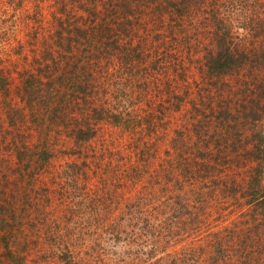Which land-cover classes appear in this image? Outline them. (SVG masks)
<instances>
[{"label":"rangeland","instance_id":"374dc122","mask_svg":"<svg viewBox=\"0 0 264 264\" xmlns=\"http://www.w3.org/2000/svg\"><path fill=\"white\" fill-rule=\"evenodd\" d=\"M18 1L10 5L11 0H0V79L9 73V83L13 88L22 79L21 71H37L40 67L39 61L44 52L45 40H54L56 36L53 22L59 16L57 7L60 5L55 0H24L23 5ZM252 1H220L223 3L220 8L227 12L226 17L234 23L233 27L240 33L247 32L242 26L244 17L250 14L254 7L259 8L257 5L253 7ZM195 9L198 13L201 12L200 8ZM146 13L148 15V12ZM187 23L186 21L185 24ZM37 24L42 29L38 45L31 42V38L33 41L35 39L34 27ZM205 24L207 20L203 19L201 25ZM165 28L166 26L163 29ZM185 29L186 27L181 32L176 27L173 34L164 32L162 39L166 36L170 47L180 48L178 52L185 56L183 61L186 65L181 64V70L174 72L164 69L174 80L162 85V79L159 78V87L150 89L148 97H143L142 101L133 98L122 99V53L126 52L123 49L126 42L124 39L118 40L117 43L107 41L98 56L92 58L90 77L84 78L85 73L82 74L81 71L82 79H76L73 89L64 88L66 104L64 103L62 109H58V113H64L65 120L61 116L55 117L53 108L58 100L53 99V103L45 109L42 130L35 128L31 113L24 106L23 118L16 123L26 136L20 143L19 138H15L17 131L11 122L5 119V122L0 123V126L4 127L1 128L3 133L0 139L9 143L5 155L11 159L17 177L24 176L25 180L22 181L24 184L17 191V195L11 194L13 187L4 188L9 195L7 192H0V209H3L0 215L5 217V225H12L11 229H6L0 224V264H17L7 255L5 239L2 238L8 230L7 239L12 250L19 256H26V259L23 257L22 264H150L143 260L129 261L126 253L129 250L132 257L133 249H137L136 243L140 240L133 242L135 234H129L127 238L125 235L129 231L138 230L133 226V220L139 215H149L152 219L156 217L158 221L167 217L165 222L179 217L178 212L183 206L175 203L177 198L168 196L171 193H181L179 197L182 203L190 208L182 209L188 211L183 220L178 218L174 223L170 222L173 235L170 236L167 251L179 255L181 247L189 244L197 250L199 261L196 264H214L207 261L206 253L213 252H208L204 244H208L207 240L210 238L214 240L220 237L233 241L231 256L215 264L257 263L260 245L256 243V237L264 236V225L256 227L248 223L250 217L247 219L248 215H243L248 206L240 201L241 197L234 199L229 196L227 189L219 188L224 186L225 176L226 181L231 183L232 178L247 175L250 165L246 163L247 166L244 167L219 164L213 168L209 164L205 165V162L191 167L185 161L186 154L194 149L208 147L203 138L199 140V127L203 124L209 125L208 121L213 114L224 111V103H227L231 96L236 98L237 79H248V72L251 71L247 64L240 73L221 79L208 78L203 72V41L206 43L208 31L192 27L188 29L190 34L187 35ZM140 33L138 30L136 35ZM154 39L152 41L155 46L158 41ZM137 41L139 40L136 36L133 43L128 41V44L134 46ZM141 48V56L149 53L145 51L151 50L147 44ZM107 57L113 59L107 60ZM150 58L156 57L151 54ZM155 63L153 62V67ZM88 81L91 83L90 89L81 91L79 87L85 86L84 83ZM231 84L234 89L230 88ZM134 91L130 87L128 93ZM252 91L253 88L247 90V99H240V103L251 105ZM159 93L165 94L166 101H171V108L165 114H161L155 107L161 99ZM134 95L140 93L135 92ZM209 102L218 107L216 113L209 107ZM197 103L200 109H203L202 112H199ZM16 104L23 106L26 102L19 101ZM103 106L105 116L98 117ZM118 109H122L123 114H126L120 124H116L108 114L109 111ZM128 111H132L130 115L127 114ZM77 120L81 125H93V136L86 146L84 143L79 147L75 146L77 141L72 137V129ZM66 121L67 124H64ZM216 124H213V129L217 128ZM257 124V128L264 131V121L259 120ZM248 125L251 127V122ZM219 128L222 132L225 129L223 126ZM213 136L215 138L210 141L212 148L215 147L217 138H224L216 133ZM187 140L190 142H186ZM11 142L14 144L11 145ZM2 145L4 146V143ZM106 145H109L110 149L101 157ZM111 150H120L122 154L138 158L131 160L125 170L119 165L117 158H113L114 162L108 166L95 163L87 165L82 162L99 156L96 161L105 163L111 157ZM200 150L196 151L199 153ZM155 153L158 156L154 157ZM45 155H48L47 160L44 159ZM29 158L27 164L25 161ZM173 158L180 159H175V163H172L170 159ZM75 162H82L81 167L72 170L71 165ZM131 163L138 168L147 169L148 172L142 178L133 180L129 170ZM160 169L158 176L155 173ZM207 169L212 172L208 174ZM171 170L182 179L181 182L175 184ZM20 172L23 173L19 174ZM165 187L171 188L173 192H168L165 196L167 190L162 189ZM193 191L195 194L191 195ZM150 202L151 204H148ZM146 204L147 207L157 205L154 207L155 212L151 210L149 213ZM31 206H35L38 212ZM22 207L32 209V212L26 213L25 210L22 215L15 212H19ZM14 212L16 217L20 216L18 219L13 216ZM33 215L36 222L39 218L46 222L38 221L37 228L30 227L31 222L28 219L33 218ZM237 225L239 226L234 228ZM80 234L82 239L78 238ZM117 235H122L120 239H123V242L115 241ZM138 247L140 249V244ZM61 251L66 254L64 258L60 255ZM179 261L184 262L181 259L173 260L172 256L165 254L161 263L178 264Z\"/></svg>","mask_w":264,"mask_h":264},{"label":"trees","instance_id":"16d2710c","mask_svg":"<svg viewBox=\"0 0 264 264\" xmlns=\"http://www.w3.org/2000/svg\"><path fill=\"white\" fill-rule=\"evenodd\" d=\"M14 1L16 0H11L10 5H13V3H15ZM55 1L60 4L59 7H57L59 16H57V20L53 22L56 28L54 33L56 36L54 40H45L44 52L39 61L40 67H38V70L27 72L24 69L21 71L22 79L19 80L20 83H16L17 85L15 84L16 87L14 88L13 85L9 83V73H7L8 75L5 74L3 79H0V123L6 120L11 122L16 128L17 134L15 138L16 140L19 138L18 143L26 137L21 132L20 128L16 126L17 121L19 122L20 118H23L22 111L25 110L24 106L29 109L31 120L33 124H35V128L37 127L39 130H42V125L44 124V119L42 118L45 114V109L53 103V99L58 100V103H56L53 108L55 117L61 116L65 120V114L58 113V109H62V106L66 104V97L64 94L66 90L64 91V88L67 87L70 89L73 87V84L77 82L76 79H82L81 71L82 74L85 73L84 78L90 77L92 74L90 66V64H92V58L98 56V52L101 48L106 46L107 41L117 43L118 40L121 41L124 39L126 42V45L123 47L126 52L122 53V55H124V61L122 62L124 65V82L123 87L120 88V92L123 95L122 99L133 98L142 101L143 97H148L150 89L159 87V78L162 79V85H166L174 80L165 70L174 72L180 69L181 64L186 65L185 61H183L185 56H182L181 53L178 52L179 47H170L171 44L168 45L166 42V36L162 39L164 32L173 34L176 27L177 30L182 32V29L186 27L185 32L189 35V28L199 27L200 30H205V32L206 30L208 31L206 43L203 41L205 49L203 72L208 78L221 79L225 76L240 73L247 64L251 72H248V79L241 81H239V78L237 79L236 87L238 88L235 87L236 98L231 96L227 103H224V111H218L216 113L218 107L214 106L212 102L208 103L209 107L213 109L212 111L217 114H213L210 121L207 120L209 125L203 124L199 127V140L203 138L208 147L198 148L199 150L201 149L199 153L196 151L198 149H194L186 154L187 157L185 161H187V165L191 167L205 162V165L209 164L213 168L217 167L219 164H234L232 166L244 167L247 166L246 163L250 165V168L247 170V175L243 177L236 176L231 179V183L226 181L225 176V180H223L225 181L224 186L219 188L221 190L223 187L227 189L229 196L234 199L241 197L240 201L242 200L241 202L245 206H248L247 211L243 214L248 215L247 219L250 217L249 220L246 219L248 223L256 227L264 225V131L256 126L259 120L264 121V0L252 1V6L254 7L257 5L259 8L254 7L251 13L244 17L242 26L247 30L245 34L237 31L235 26L233 27L234 23L229 21L226 17L228 16V14L226 15L227 12L220 8L223 4L220 2L221 0ZM18 3H22L23 5L24 0H21V2L19 0ZM196 7L200 8L201 12L199 11L198 13L195 9ZM7 11L8 9L6 8L5 12ZM146 12H148V15ZM203 19L207 20L205 26L201 25ZM186 21L188 22L187 24H185ZM164 26H166L165 29H163ZM34 28L35 39L33 41V38H31V42L37 43L38 45L42 29L38 24L35 25ZM138 30L141 33L136 35ZM121 36L123 38H121ZM136 36L139 41L136 42V45L130 46L128 41L131 43ZM141 39L143 40L140 41ZM153 39L158 41L155 46L152 41ZM41 41L42 39L40 42ZM146 44L151 50L145 51L149 53L146 55L142 53L143 56H141V52L143 51L141 47ZM151 54L155 55L156 58L149 59ZM112 59L113 57H107V60ZM152 61L156 62L154 64L155 67H153ZM101 64L102 63H100V65ZM183 68H185V66H183ZM84 85L85 86L79 87L83 92L90 89L89 86L91 83L88 81L84 83ZM130 87L135 91L128 93ZM230 88L234 89V86L231 84ZM250 88H253L251 92L253 103L251 105L240 103V99H247L246 91L250 90ZM135 92H139L140 95H134ZM159 96H161V99L158 100L159 102L155 104V107L161 111V114H165L168 109L171 108L169 106V102L171 101H166L165 94L163 93H159ZM208 97L211 98L210 96ZM19 101L26 102V104L23 106L16 104L19 103ZM208 105L206 104V106ZM199 106V103H197L199 112H202L203 109H200ZM36 107L39 108L37 109ZM103 109H105L104 106L101 107L102 112L99 113L98 117L105 116L103 113L105 110ZM131 112L132 111H128L127 114L130 115ZM108 114H110L109 117L114 120L116 124L123 122V117L126 116V114H123L122 109H118V111H109ZM75 122L77 124L74 129H72V137L77 141L75 146L78 145L79 147L83 143L85 146L88 145L87 143L93 136V125H81L78 120ZM249 122H251V127L248 125ZM215 123H217V128L213 129V124L215 125ZM64 124H67V121ZM219 126L225 128L223 132L220 131ZM29 127L31 128V126ZM1 128L4 127L0 126V136L3 133ZM215 133L224 138H217L214 144L215 147L212 148L210 141L215 138V136H213ZM190 138L194 137L190 136ZM199 140L197 141V145H199ZM186 142L190 141L187 140ZM2 143H4V146ZM8 144L7 141L2 142L0 139V192L4 191L9 195L10 193L7 190L5 191L4 188L13 187L11 194L17 195V191L21 189L25 180H23L24 176L17 177L13 171L11 159L7 157L8 155H5L7 154ZM13 144L14 142H11V145ZM227 147H230V149ZM27 148L29 149L28 145ZM216 148L217 150H214ZM109 149V145H106L101 153V157H103L106 154V150L108 151ZM121 152L120 150H111V157L110 159L107 158L108 161H105V163L103 161H96L99 156L91 161L87 162L85 160L82 162L87 165L95 163L108 166L114 162L113 158H117L120 161L119 165L125 170L126 166L130 164V161L138 158V156H134L133 158L132 155L128 156ZM90 156H93V154H90ZM155 156L158 155L155 153L154 157ZM47 158L48 155H45L44 159L47 160ZM175 159L178 160L180 158H173L170 159V161L175 163ZM29 161L30 158L25 162L29 164ZM80 163H73V165H71L72 170L81 167ZM129 170L132 172L133 180L142 178L144 174L148 172L147 169L138 168L134 166L133 163H131V169ZM160 171L161 169L157 170L155 174L159 176ZM171 172L175 184L182 181L172 170ZM211 172L210 169H207L208 174ZM22 173L23 172H20L19 174ZM218 184L223 183L218 182ZM162 189L167 190L164 194L165 196H167L168 192H173L169 187ZM194 194L195 191L191 193V195ZM180 195L181 193H171V195L168 196L177 198L175 203L183 206L178 212L179 217H176V219L180 218L179 220H183L185 217L184 214L187 215L188 213V211L183 210H189L190 207L182 203L179 197ZM151 202L148 204H151ZM156 206L157 205L154 207ZM145 207H147V204ZM154 207H147L146 210H148L149 213H151V210L155 212ZM31 208L38 212L35 206H31ZM2 210L1 208L0 213ZM25 210L26 213L32 212V209L29 210L23 207L19 212H15L21 213L22 215ZM15 212L13 216L18 219L20 216L16 217ZM148 216L139 215L136 218L134 217L133 226L137 227L138 230L129 231L125 235V238H127V235L135 234V239L132 241L135 242L136 239L140 240L136 243L137 249H133L132 257H130L129 250L126 253L129 257V261L141 262L143 260L150 264H162L161 262L165 259V254L172 256L173 260L181 259L184 261H179L178 264L191 262H193L192 264H196L199 261L197 250L189 244L181 247V250L178 252L179 255L176 253L171 254L170 251H167L170 236L173 233L170 222L174 223L176 219L165 222L167 217L158 221L156 217L152 219ZM40 219L41 218H39L38 221L41 223L46 222ZM28 220L31 222L30 227L37 228V226H39L34 215L33 218H29ZM0 224L6 229H11L10 227L12 226H8L7 223L5 225V217L1 215ZM238 226L239 225L234 228ZM8 233L9 230L4 233L2 237L5 239L7 255H9L13 261L17 262V264H22L24 262L23 257L26 259V256H19L16 251L12 250L9 245V240L7 239ZM81 236V234L78 235V238L82 239L83 236ZM121 236H115L117 237L115 241L123 242V239H120ZM256 238H258L256 243L260 245L258 248L260 254L256 258L257 263L252 264H264V236L261 237V235H258ZM207 242L208 244H204L206 245V250L208 252H213L206 253L208 262L214 264L219 263L220 260H225L227 257L231 256L230 248L232 247L233 241H226V238L217 237L214 240L210 238ZM138 244H140V249H138ZM59 247L57 249H59ZM21 248L23 249V246H21ZM60 255L62 258L66 256L64 251H61ZM230 262L233 261L230 260Z\"/></svg>","mask_w":264,"mask_h":264}]
</instances>
